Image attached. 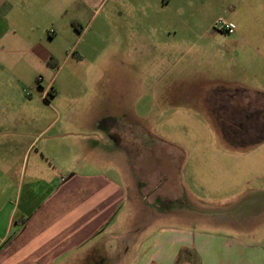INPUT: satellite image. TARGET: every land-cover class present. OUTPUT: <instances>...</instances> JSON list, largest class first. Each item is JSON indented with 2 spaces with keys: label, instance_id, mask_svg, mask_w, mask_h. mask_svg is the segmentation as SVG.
Masks as SVG:
<instances>
[{
  "label": "crops",
  "instance_id": "crops-1",
  "mask_svg": "<svg viewBox=\"0 0 264 264\" xmlns=\"http://www.w3.org/2000/svg\"><path fill=\"white\" fill-rule=\"evenodd\" d=\"M109 1L0 0V264H264L263 244L175 225L188 194L237 209L232 231H264V0L217 36L212 75L186 83L182 101L155 97L154 115L136 108L135 124L112 114L109 92L88 96L84 82L66 103L45 83L56 57L79 51L84 22L107 6L106 22L121 16Z\"/></svg>",
  "mask_w": 264,
  "mask_h": 264
},
{
  "label": "rangeland",
  "instance_id": "rangeland-1",
  "mask_svg": "<svg viewBox=\"0 0 264 264\" xmlns=\"http://www.w3.org/2000/svg\"><path fill=\"white\" fill-rule=\"evenodd\" d=\"M117 1L120 3L118 9L121 16L113 13L109 22H106L104 17L107 18V6L92 24L84 22L82 28H79L82 34L77 44L79 51L70 48L69 52L56 57L45 83L53 79V92H58L59 98L66 99V103L70 102L73 95L86 92L84 82L88 83V96L109 92L112 114L121 118V110H124V114L128 115L125 121L128 124H135L132 119L136 108L144 115H154L156 106L152 100L155 97L163 96L167 99L174 92L176 100L182 101L186 83L199 82L202 77L212 75L215 72L212 68L215 59L208 54H215V50L221 48L220 37L217 36L229 37L220 31L216 23L221 19L229 22L239 15L244 16L246 13L243 12L248 10V0H170L169 5L160 3L158 7L155 6L156 0L154 4L153 0ZM151 18L157 23L152 28L144 25ZM137 19L144 21L140 31ZM132 35L144 39L143 53L140 49L131 48L129 38ZM93 45L97 53L91 52ZM105 47L110 50L103 54ZM66 53H71L69 59ZM171 65L174 66L173 70ZM101 81L107 83L104 89L89 84ZM140 81L144 83V88L137 95L134 86ZM121 82L128 84L124 94L122 90V95ZM194 92L192 90V94ZM121 97H126L127 103L121 102ZM139 100L140 104L135 105ZM163 108L166 110L167 106L158 107L161 110ZM66 109H69L68 105ZM154 122L145 117L140 123L144 127H151ZM180 199L176 209V214L180 215V219L175 221L177 227L219 237L233 235L245 243L264 245L263 230L249 235V238L243 236L242 232L232 231L230 222L235 219L232 214L238 212L237 209L234 211L231 206L216 208L210 204L206 207V204L188 194ZM244 205L242 210L250 208ZM124 226H131L130 218L125 220Z\"/></svg>",
  "mask_w": 264,
  "mask_h": 264
},
{
  "label": "built area",
  "instance_id": "built-area-1",
  "mask_svg": "<svg viewBox=\"0 0 264 264\" xmlns=\"http://www.w3.org/2000/svg\"><path fill=\"white\" fill-rule=\"evenodd\" d=\"M216 26L220 29L221 32L227 34V35H232L236 31L235 25H233L231 22H228L226 20H219L216 23Z\"/></svg>",
  "mask_w": 264,
  "mask_h": 264
}]
</instances>
